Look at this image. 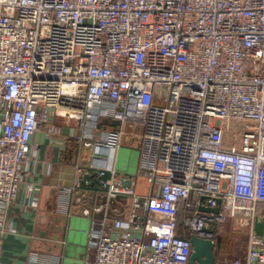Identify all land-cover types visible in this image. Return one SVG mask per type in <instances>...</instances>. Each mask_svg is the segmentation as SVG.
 I'll return each instance as SVG.
<instances>
[{"label":"built area","instance_id":"2783aa9c","mask_svg":"<svg viewBox=\"0 0 264 264\" xmlns=\"http://www.w3.org/2000/svg\"><path fill=\"white\" fill-rule=\"evenodd\" d=\"M50 110L114 124L94 143L112 163H77L60 190L72 202L94 182L105 198L82 210L99 215L93 264H188L189 237L216 244L227 222L248 229L230 264H264V0H0L1 232ZM126 124L134 176L116 168Z\"/></svg>","mask_w":264,"mask_h":264},{"label":"crops","instance_id":"0c3cea01","mask_svg":"<svg viewBox=\"0 0 264 264\" xmlns=\"http://www.w3.org/2000/svg\"><path fill=\"white\" fill-rule=\"evenodd\" d=\"M49 127L40 128L30 139L33 148L24 181L20 187L14 206L6 212L7 231L1 232L0 252L2 264H93L95 259V238L90 233L96 228L91 218L82 214L85 208L103 204L101 195L94 182L84 185L69 202L60 190L69 188L75 177V166L79 163L82 171L91 165L109 166L114 154L112 151L95 148V142H104L106 133L114 129L110 120L88 122L85 130L77 122H66L53 116L49 111ZM122 140L125 147L117 151L118 159L126 156L123 163L117 161L116 168L127 171L129 158L136 155L139 160L140 135L135 125L126 124ZM85 136V141L78 138ZM85 156H80L79 151ZM138 166V165H137ZM144 182L139 180V192L146 194ZM32 190L28 192L27 186ZM80 198L81 203L75 199ZM123 206L127 205L124 201ZM235 222L222 226V235L215 244V264H230L234 259L243 260L245 248L234 241L240 230ZM258 235L264 232V221L254 223ZM225 238L221 249V239Z\"/></svg>","mask_w":264,"mask_h":264},{"label":"water","instance_id":"95a60500","mask_svg":"<svg viewBox=\"0 0 264 264\" xmlns=\"http://www.w3.org/2000/svg\"><path fill=\"white\" fill-rule=\"evenodd\" d=\"M122 185L128 187L130 182L124 181ZM203 200L204 197L201 198V201ZM218 203L220 202L218 201ZM198 211L202 213H217L219 207L210 209L204 206H199ZM189 242L191 245V254L188 264H215V244L212 241L201 239L196 235H191L189 237Z\"/></svg>","mask_w":264,"mask_h":264},{"label":"rangeland","instance_id":"374dc122","mask_svg":"<svg viewBox=\"0 0 264 264\" xmlns=\"http://www.w3.org/2000/svg\"><path fill=\"white\" fill-rule=\"evenodd\" d=\"M121 158H122V161H126V156H122ZM137 165H138V163H137L136 155L133 154L131 156V158H129V161H128V164H127L128 175H131V176L136 175V173H137ZM261 214H264V210H262V209L257 212V216L261 215ZM258 221L259 220L257 219L256 223H258ZM247 231H248V229H246V227H245L244 230L242 229V230H237V231L234 232L235 234H237L234 237V241L235 240L239 241V243H241L240 245H242L243 248H245L246 243H247V236H246ZM238 232H240V233H238ZM225 240H226L225 238H222L221 241H220L221 242V244H220L221 249L224 248Z\"/></svg>","mask_w":264,"mask_h":264},{"label":"trees","instance_id":"16d2710c","mask_svg":"<svg viewBox=\"0 0 264 264\" xmlns=\"http://www.w3.org/2000/svg\"><path fill=\"white\" fill-rule=\"evenodd\" d=\"M178 233H183V230H182L181 227H179V229H178Z\"/></svg>","mask_w":264,"mask_h":264}]
</instances>
